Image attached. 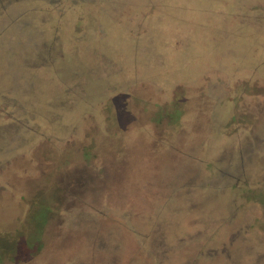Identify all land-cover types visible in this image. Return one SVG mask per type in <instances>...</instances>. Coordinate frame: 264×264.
Returning <instances> with one entry per match:
<instances>
[{
	"label": "rangeland",
	"instance_id": "374dc122",
	"mask_svg": "<svg viewBox=\"0 0 264 264\" xmlns=\"http://www.w3.org/2000/svg\"><path fill=\"white\" fill-rule=\"evenodd\" d=\"M251 1L0 0V264H264Z\"/></svg>",
	"mask_w": 264,
	"mask_h": 264
},
{
	"label": "trees",
	"instance_id": "16d2710c",
	"mask_svg": "<svg viewBox=\"0 0 264 264\" xmlns=\"http://www.w3.org/2000/svg\"><path fill=\"white\" fill-rule=\"evenodd\" d=\"M157 116L159 117V115L161 114L162 116H167V117H170V116H172V115H175L176 113H175V111L173 112V111H169L168 113H166V112H163V109L162 108H159V110H158V112H157ZM179 116V115H178ZM178 116H176V118L178 117ZM83 152L84 153H82V155L83 156H87V157H94V156H92L91 154H90V152H88V150H84L83 149ZM84 175H85V172H84ZM84 177V179L85 180H87V178H86V175L85 176H83ZM86 182V181H85ZM55 203H54V207H55ZM53 213H54V208H53V211H52ZM23 250L25 249L24 247L22 248Z\"/></svg>",
	"mask_w": 264,
	"mask_h": 264
},
{
	"label": "crops",
	"instance_id": "0c3cea01",
	"mask_svg": "<svg viewBox=\"0 0 264 264\" xmlns=\"http://www.w3.org/2000/svg\"><path fill=\"white\" fill-rule=\"evenodd\" d=\"M255 1H256V0H253V1H251V3H250V4L253 6V5H254L253 3H255Z\"/></svg>",
	"mask_w": 264,
	"mask_h": 264
}]
</instances>
